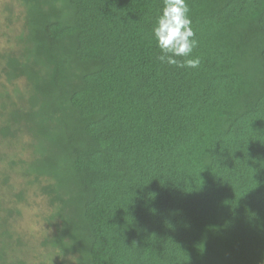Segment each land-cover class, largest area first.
I'll list each match as a JSON object with an SVG mask.
<instances>
[{"label":"trees","instance_id":"1","mask_svg":"<svg viewBox=\"0 0 264 264\" xmlns=\"http://www.w3.org/2000/svg\"><path fill=\"white\" fill-rule=\"evenodd\" d=\"M9 1L0 264L30 197L54 264H264V0H186L195 69L157 59L163 0Z\"/></svg>","mask_w":264,"mask_h":264},{"label":"rangeland","instance_id":"2","mask_svg":"<svg viewBox=\"0 0 264 264\" xmlns=\"http://www.w3.org/2000/svg\"><path fill=\"white\" fill-rule=\"evenodd\" d=\"M9 3V0H0V52L6 51V49L9 51L10 48H13L12 34H14L15 30L13 28L14 26L7 22V14L5 13ZM14 88L22 90L24 89V86L22 83H14L12 87L9 86V92H13ZM12 97V102L19 106L27 100L26 96L19 94H15ZM2 102L3 105L7 104V101L5 100ZM6 143L3 148L4 153L8 150H16L14 144L8 146ZM29 201L30 204L28 206H23L24 208L20 207L22 209V215L15 223L16 233L19 235L23 244L17 253L19 254V257L24 259L28 264H54L56 261L47 258L48 256L42 246L47 231V225L44 223V216L46 213L42 207L43 201L34 197H30Z\"/></svg>","mask_w":264,"mask_h":264},{"label":"clouds","instance_id":"3","mask_svg":"<svg viewBox=\"0 0 264 264\" xmlns=\"http://www.w3.org/2000/svg\"><path fill=\"white\" fill-rule=\"evenodd\" d=\"M189 13L186 0H163V8L153 26L160 50L157 59L161 64L190 69L199 67V58H191L199 42Z\"/></svg>","mask_w":264,"mask_h":264}]
</instances>
